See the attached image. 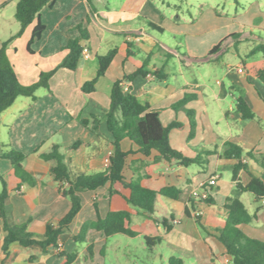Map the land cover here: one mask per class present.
I'll use <instances>...</instances> for the list:
<instances>
[{"label":"crops","instance_id":"1","mask_svg":"<svg viewBox=\"0 0 264 264\" xmlns=\"http://www.w3.org/2000/svg\"><path fill=\"white\" fill-rule=\"evenodd\" d=\"M19 1L0 0V46L9 42L6 56L22 86L30 87L43 74L57 70L68 54L66 46L71 40H79L83 50H89V56H82L74 72L58 69L49 79L48 88L37 90L34 98L18 97L0 115V176L11 190V216L15 224L27 223L29 232L43 235L49 222L61 220L70 211V200L62 195L59 182L51 174L54 162L42 158L55 148L65 157L72 177L107 171L105 160L113 153L114 138L105 118L110 110L113 86L122 81L125 92L159 113L164 127L174 122L181 124L169 134L173 149L189 159L200 157L205 162L189 167L161 165L146 180L145 185L151 190L176 187L181 194L178 200L158 197L152 215L156 223L134 216L131 228L138 235L135 238L124 235L128 238L127 246L120 249L124 258H133L129 264H139V253L133 244L140 240L145 257L156 254L162 264H170L172 259L182 264H232L216 232L226 225L224 205L228 198L239 199L250 214L257 213V220L242 226V230L248 237L264 242V209L256 212L259 206L264 207V201L257 204L251 193L237 189L232 180L235 161L223 156L227 143L238 145L249 155L243 159L247 169L239 173V181L248 185L251 176L264 181V85L252 74V70L264 67V58L261 54H251L257 43H264V28H240L225 37L220 34V28H180L179 15L174 22L173 15L165 16L162 8H157L151 0L133 6L130 3L134 0H123L122 5L106 0L98 7L99 0H95L94 15L85 0H56L53 8L45 7L41 11L45 31L30 46L35 24L12 39L21 30L15 18ZM161 2L164 6L165 2ZM259 14L264 16L262 12ZM150 23L162 31L153 29ZM78 28L86 31V40H81ZM233 35L240 37L232 38ZM223 41L221 51L211 55ZM249 43L252 49L241 50ZM113 49L118 53L108 71L97 79L95 91L85 94L83 86L97 78L98 57ZM229 53L234 65L225 62ZM258 55L261 60H257ZM139 70L145 74H137ZM156 70L166 78L159 80L154 75ZM187 96L190 99L185 109H175ZM240 96L251 107L253 120L242 119L237 108ZM186 110L193 111L195 116L192 139ZM81 121L90 124L85 127ZM121 148L130 153L124 169L127 183L134 177V171L144 174L145 164L152 163L158 155L153 151L145 157L129 138L122 140ZM8 151L25 155L22 166L33 178V186L17 178L11 162L3 158ZM213 178L217 179V185L208 187L214 204L209 206L195 199L193 193ZM2 189L0 182V194ZM129 196L130 191L121 184L82 192V210L61 236V247L42 252L13 244L10 264H67L62 252L78 255L72 264H103L108 257V245L120 235L106 238L91 229L84 243L73 238L85 223L96 221L98 214L105 218L109 212L133 209L127 201ZM187 207L191 216L186 215ZM196 216L205 229L197 223ZM5 235L0 222V264L4 259ZM146 237L160 238L162 242L150 249ZM89 246L93 247L92 256L87 252ZM140 264L155 263L148 258L140 259Z\"/></svg>","mask_w":264,"mask_h":264},{"label":"trees","instance_id":"2","mask_svg":"<svg viewBox=\"0 0 264 264\" xmlns=\"http://www.w3.org/2000/svg\"><path fill=\"white\" fill-rule=\"evenodd\" d=\"M87 1L90 13L96 14V9L93 6L95 0ZM56 0H20L17 8L15 18L21 25V30L12 39L20 37L26 28L35 24L30 46L35 40L40 39L45 31V25L41 22V11L45 7L53 8ZM153 29L162 31L161 28L155 24H149ZM81 40H86L88 34L82 28H78ZM239 35H233L232 38H238ZM9 42H5L0 46V115L13 105L18 97H35L37 90L41 88H48V82L51 76L58 69H66L69 71H76L82 60L83 47L79 40H71L66 46L68 54L57 70L43 74L40 81L30 87L22 86L9 63L6 56V48ZM225 41L217 45L212 51L211 55L221 51ZM118 50L113 49L106 55L98 57L99 71L97 78L91 82L86 83L82 91L85 94H90L95 91L97 79L102 77L108 71L113 62ZM252 55L261 54L264 58V43H257L251 52ZM137 74H145L139 70ZM136 74V75H137ZM252 74L264 85V67L252 70ZM154 75L162 80L166 76L161 71L156 70ZM134 76L129 77L131 80ZM190 97H186L181 102L175 105V109H185V105ZM237 108L245 121L253 120L255 115L245 101L240 96L237 100ZM191 124L190 139L193 138L195 132V116L193 111L186 110ZM107 127L114 138L113 153L110 158V166L105 173L97 175H79L72 177L65 157L55 148L53 152L43 155L42 158L48 162H54L51 168V174L60 184V192L71 202V209L67 215L59 221H51L46 226V231L43 235L34 234L28 231V224L17 225L12 221L11 216V190L8 183L3 176H0V182L3 189L0 194V222L1 228L5 232L4 244L2 252L4 259L1 264H10L11 252L10 247L13 244H18L23 248H37L42 252H47L52 248H60V239L66 230L79 215L82 210V201L80 194L87 191H96L108 184H121L124 188L130 191V196L127 198L128 203L133 209L127 211L109 212L105 218L100 217L96 221L85 223L79 233L74 236V241L84 243L86 241L87 233L93 229L103 233L106 238L115 235H125L131 238L137 237V233L131 228L133 218L136 215L143 216L147 219L157 222L152 215L155 213L156 202L159 196L178 200L181 190L176 187H167L160 191L151 190L146 187L145 182L154 173L155 168L164 165L165 167H189L193 164L204 165L202 159H189L181 152L172 148L169 140V134L173 129L181 127V124L174 122L167 127H164L160 121L159 113L150 110V107L143 105L137 97L125 92L123 82L117 81L112 89L110 110L105 118ZM81 123L88 127L89 121H81ZM124 138H129L134 144L139 147L141 154L145 157L151 156L153 151L158 155L150 164H145L147 170L144 174H139L134 171V177L127 183L124 177V169L126 160L130 153L123 152L121 142ZM207 154L213 152L206 151ZM227 160L235 161L232 180L236 183V187L243 193H251L257 204L264 201V181L260 178L251 176V181L248 185H243L239 181V173L246 170L247 167L243 164V159L249 157L245 155L244 150L236 144L227 143L223 155ZM3 158L11 162L15 171V175L21 182L30 186L34 185L33 178L24 170L22 162L25 159L23 153L17 151H8L3 154ZM67 185L65 187L64 185ZM113 191H111V194ZM209 206L214 205L213 200L209 198L205 201ZM191 209L194 210V204L191 201ZM191 209L186 208V215L191 216ZM264 209L259 206L256 212ZM224 211L227 216V222L223 229L217 230L219 234V241L225 246L227 254L232 259V264H264V242L248 237L242 230V226L251 225L257 220V213L250 214L245 205L235 198H228L224 205ZM197 223L201 226L200 217L196 216ZM204 228V227H203ZM168 230L171 227L167 228ZM205 229V228H204ZM148 248L152 249L162 240L160 238H145ZM89 256L93 254V247L87 248ZM67 258V264H72L78 257L76 253L68 254L61 253ZM101 256L104 257V249L101 250ZM170 264H182L180 260L172 259Z\"/></svg>","mask_w":264,"mask_h":264},{"label":"rangeland","instance_id":"3","mask_svg":"<svg viewBox=\"0 0 264 264\" xmlns=\"http://www.w3.org/2000/svg\"><path fill=\"white\" fill-rule=\"evenodd\" d=\"M115 4H123V0H110ZM144 0L131 1L133 4H140ZM165 5L163 6L161 0H151L152 3L158 8H162L164 15H173L174 22L177 21V15L180 16V28H220L221 35L230 36V31H238L240 28H264V16L259 14L264 13V2L258 0H163ZM106 0L97 1V7L102 6ZM260 2V3H259ZM170 3L171 6H167ZM254 5V6H253ZM252 7V8H251ZM259 12V13H258ZM256 15H254V14ZM253 18V22H252ZM225 39V38H224ZM251 43L244 44L241 50L252 49ZM244 58V57H243ZM233 56L231 54L226 55L225 62L234 65L231 61ZM257 60H261L260 56H257ZM236 62H239L237 60ZM229 64V65H230ZM127 237L124 235L117 236L116 239L108 245V257L104 260L103 264H126L131 259H126L122 256L120 249H125L127 244ZM141 240L136 241L133 244V248L138 251L137 259H148L155 264H162L158 256L146 255L145 251L141 248ZM132 248V247H131ZM149 256V257H148ZM100 257V255H98Z\"/></svg>","mask_w":264,"mask_h":264},{"label":"built area","instance_id":"4","mask_svg":"<svg viewBox=\"0 0 264 264\" xmlns=\"http://www.w3.org/2000/svg\"><path fill=\"white\" fill-rule=\"evenodd\" d=\"M83 57H88L89 56V50L88 49H84L83 53H82ZM239 72H243L242 69L239 70ZM112 154H110V156L105 160V166L107 167V169L110 166V158H111ZM217 185V179L213 178L209 181L208 185H204L203 188H201L200 190H197L193 193V197L197 200H201V201H206L210 198V193L208 190V187H214ZM61 247V245H60Z\"/></svg>","mask_w":264,"mask_h":264}]
</instances>
